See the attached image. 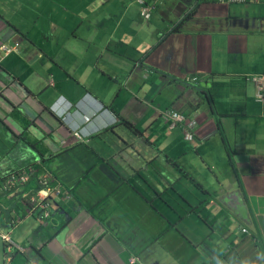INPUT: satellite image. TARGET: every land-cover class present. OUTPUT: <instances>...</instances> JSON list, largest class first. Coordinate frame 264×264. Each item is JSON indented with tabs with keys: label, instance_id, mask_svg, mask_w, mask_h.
<instances>
[{
	"label": "crops",
	"instance_id": "obj_1",
	"mask_svg": "<svg viewBox=\"0 0 264 264\" xmlns=\"http://www.w3.org/2000/svg\"><path fill=\"white\" fill-rule=\"evenodd\" d=\"M226 2L0 0V205L57 190L0 264H264V0Z\"/></svg>",
	"mask_w": 264,
	"mask_h": 264
},
{
	"label": "built area",
	"instance_id": "obj_2",
	"mask_svg": "<svg viewBox=\"0 0 264 264\" xmlns=\"http://www.w3.org/2000/svg\"><path fill=\"white\" fill-rule=\"evenodd\" d=\"M131 2L139 5L142 7L141 10V15L144 19H148L149 17V13H148V9L145 7V0H130ZM229 3H244L245 0H228ZM253 83L255 84L256 87V99L258 101H262V93L264 90V78L263 77H256L252 79ZM161 118L163 120H170L173 124H177V125H181L184 121L183 117L178 114V113H174V112H163L161 113ZM84 122H87L89 120V118L85 117L83 118ZM74 137L81 141L82 140V136L81 133L79 131H74L73 132ZM185 140L189 141L191 138V135L188 133H186L184 135ZM27 177L26 176H20L17 179H14L13 177H11L7 182H6V188H10L13 187L16 182H20V183H25L27 181ZM38 185L40 188V191L38 192L37 196L34 199H31V202L34 203L36 209H44V204H43V200L44 198H46L50 193H57L56 190V184L54 181L51 180V178L49 176H47L46 174L42 175L41 179L38 181ZM58 186V185H57ZM7 242V238H4Z\"/></svg>",
	"mask_w": 264,
	"mask_h": 264
},
{
	"label": "clouds",
	"instance_id": "obj_3",
	"mask_svg": "<svg viewBox=\"0 0 264 264\" xmlns=\"http://www.w3.org/2000/svg\"><path fill=\"white\" fill-rule=\"evenodd\" d=\"M245 2H246V0H245ZM244 2V3H245ZM227 4H243V3H229L228 2V0H227V2H226ZM145 5H146V0H145ZM141 7V6H140ZM146 7V6H145ZM147 8V7H146ZM148 9V8H147ZM141 10H142V7H141ZM148 13H149V10H148ZM149 18V17H148ZM145 20H147V19H145ZM3 51H4V53H8L9 52V50H6V49H4L3 48ZM188 82H194V80L193 79H189V80H187ZM253 82V81H252ZM263 97V96H262ZM67 110V109H66ZM174 113H176V112H174ZM179 114V113H178ZM181 115V114H180ZM65 116V115H64ZM64 116H62L61 118H63ZM182 116V115H181ZM85 117H87V116H84L83 118H85ZM160 117H161V114H160ZM183 117V116H182ZM87 118H89V120H90V117H87ZM162 119V118H161ZM183 119H184V117H183ZM89 120L87 121V122H84V123H88L89 122ZM163 120V119H162ZM84 121V120H83ZM164 121H167V120H164ZM183 123H184V121H183ZM181 124V125H178L179 127H180V129H182V130H187L186 129V126L187 125H184V124ZM175 125H177V124H175ZM193 126H194V124H189L188 125V130H187V132L186 133H188L189 132V134L191 135V138H190V140L192 139V133H190V131H192L193 130ZM191 129V130H190ZM74 131H79V130H74ZM80 133H81V136L83 137V138H85L86 136H87V134L86 133H82L81 131H79ZM186 133H184V135L186 134ZM82 138V139H83ZM184 139H185V137H184ZM189 140V141H190ZM187 141V140H186ZM42 174L43 173H41V175H40V177H37V178H35L34 180H35V182H36V184H37V189H36V191L33 193V195H28V196H26V202H27V207H28V209H29V211H30V215L31 216H39V218H41V219H45L47 216H46V211H47V208H46V201H47V199L49 198V196H50V194L46 197V198H44V200H43V204H44V209H42V210H40V209H36V207H35V205H34V203L33 202H31V199H34L36 196H37V194H38V192L40 191V188H39V185H38V181L41 179V177H42ZM13 176H15L14 174H12V175H10L9 177H7L5 180H3L1 183H0V197H2V196H5L6 198L8 197V195H10L11 193H13V195H14V193H16V190H17V188L19 187V186H22V185H24V183H20V182H16V184L13 186V187H10V188H6V182L11 178V177H13ZM20 176H26L28 179H27V181L29 180V174H27V173H23V174H18L17 176H15L16 178L15 179H17V178H19ZM47 176H49V175H47ZM50 177V176H49ZM51 178V177H50ZM51 180H52V178H51ZM26 181V182H27ZM53 181V180H52ZM25 182V183H26ZM25 207V206H24ZM23 207V210L22 211H19L18 213H22L24 210H25V208ZM17 213V214H18ZM15 223L13 222H11V226H13ZM7 238V236H3L2 237V242H3V245H4V249L6 250V249H8V250H11V249H13L14 251H21V249L20 248H18V247H16V246H14V245H12L8 240H7V242H6V240L4 239V238ZM8 239V238H7ZM7 252H9V251H7Z\"/></svg>",
	"mask_w": 264,
	"mask_h": 264
},
{
	"label": "water",
	"instance_id": "obj_4",
	"mask_svg": "<svg viewBox=\"0 0 264 264\" xmlns=\"http://www.w3.org/2000/svg\"><path fill=\"white\" fill-rule=\"evenodd\" d=\"M5 196L0 197V200H5ZM27 207L26 197H20L12 202L10 201V204L7 208H3L4 205H0V215L2 216V219L7 223L9 220H11L12 215H17L19 211L23 210V207Z\"/></svg>",
	"mask_w": 264,
	"mask_h": 264
},
{
	"label": "trees",
	"instance_id": "obj_5",
	"mask_svg": "<svg viewBox=\"0 0 264 264\" xmlns=\"http://www.w3.org/2000/svg\"><path fill=\"white\" fill-rule=\"evenodd\" d=\"M194 12H195V10L194 9H192V10H190V12L188 13V15H192V14H194ZM175 30H178V28L177 27H175L174 28V30L173 31H175ZM170 79V78H169ZM170 81H171V79H170ZM193 88V87H192ZM198 89H195V91H197ZM197 93V92H196ZM128 127H130L129 125H128ZM15 176H17L18 174H15V173H13ZM10 175H12V174H10ZM10 175H8V176H6L5 178H3L1 181H3V180H5L7 177H9ZM15 176H13V178L15 179L16 177ZM192 183H194V180H192L191 181ZM196 186H198V185H196ZM184 196H186V194H184ZM187 197V196H186Z\"/></svg>",
	"mask_w": 264,
	"mask_h": 264
},
{
	"label": "rangeland",
	"instance_id": "obj_6",
	"mask_svg": "<svg viewBox=\"0 0 264 264\" xmlns=\"http://www.w3.org/2000/svg\"><path fill=\"white\" fill-rule=\"evenodd\" d=\"M166 112H169V111H166ZM19 190H21V189H19ZM19 190H18V191H19ZM183 196H184V195H183Z\"/></svg>",
	"mask_w": 264,
	"mask_h": 264
}]
</instances>
